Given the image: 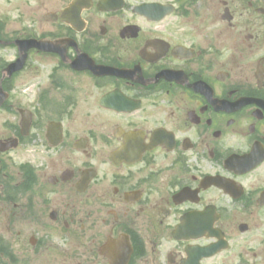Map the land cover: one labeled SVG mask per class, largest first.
<instances>
[{
	"label": "flooded vegetation",
	"instance_id": "1",
	"mask_svg": "<svg viewBox=\"0 0 264 264\" xmlns=\"http://www.w3.org/2000/svg\"><path fill=\"white\" fill-rule=\"evenodd\" d=\"M0 218V264H264V0H0Z\"/></svg>",
	"mask_w": 264,
	"mask_h": 264
},
{
	"label": "rangeland",
	"instance_id": "2",
	"mask_svg": "<svg viewBox=\"0 0 264 264\" xmlns=\"http://www.w3.org/2000/svg\"><path fill=\"white\" fill-rule=\"evenodd\" d=\"M26 94L29 95V92H27ZM8 118L11 120L12 116L5 117V119ZM6 229L7 226L5 220L0 218V241L2 242L0 243V246H6V248H9L7 246L11 245L12 249H19L21 252H23L22 259L24 258V261H28L29 254L27 253V249L30 248V246L28 245V240L32 235L30 225L25 222L21 224L20 227H18V231L21 230V232H23V237H21L19 241L14 237L12 231H8Z\"/></svg>",
	"mask_w": 264,
	"mask_h": 264
}]
</instances>
